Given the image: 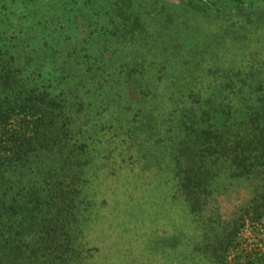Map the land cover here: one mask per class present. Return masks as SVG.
<instances>
[{
	"label": "rangeland",
	"instance_id": "374dc122",
	"mask_svg": "<svg viewBox=\"0 0 264 264\" xmlns=\"http://www.w3.org/2000/svg\"><path fill=\"white\" fill-rule=\"evenodd\" d=\"M0 68L69 109L89 264H209L237 230L264 264V0H0Z\"/></svg>",
	"mask_w": 264,
	"mask_h": 264
},
{
	"label": "trees",
	"instance_id": "16d2710c",
	"mask_svg": "<svg viewBox=\"0 0 264 264\" xmlns=\"http://www.w3.org/2000/svg\"><path fill=\"white\" fill-rule=\"evenodd\" d=\"M10 75L0 68V264H89L70 235L76 222L68 221L79 214L74 179L80 177L69 170L70 182L64 173L80 159L66 154L76 139L69 109L51 85L19 84ZM230 148L225 156L237 162L239 148ZM260 211L245 216L243 227H264ZM232 233L208 243L209 264H233L240 230Z\"/></svg>",
	"mask_w": 264,
	"mask_h": 264
}]
</instances>
